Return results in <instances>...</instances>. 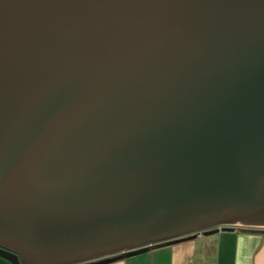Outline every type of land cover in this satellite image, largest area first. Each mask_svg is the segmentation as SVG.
I'll return each mask as SVG.
<instances>
[{
	"label": "water",
	"instance_id": "obj_1",
	"mask_svg": "<svg viewBox=\"0 0 264 264\" xmlns=\"http://www.w3.org/2000/svg\"><path fill=\"white\" fill-rule=\"evenodd\" d=\"M236 228L264 232V0H0L1 259Z\"/></svg>",
	"mask_w": 264,
	"mask_h": 264
},
{
	"label": "crops",
	"instance_id": "obj_2",
	"mask_svg": "<svg viewBox=\"0 0 264 264\" xmlns=\"http://www.w3.org/2000/svg\"><path fill=\"white\" fill-rule=\"evenodd\" d=\"M160 255L165 257L161 259ZM0 264L10 263L0 258ZM111 264H264V233L236 228L199 235L174 245L150 247L142 254Z\"/></svg>",
	"mask_w": 264,
	"mask_h": 264
},
{
	"label": "trees",
	"instance_id": "obj_3",
	"mask_svg": "<svg viewBox=\"0 0 264 264\" xmlns=\"http://www.w3.org/2000/svg\"><path fill=\"white\" fill-rule=\"evenodd\" d=\"M249 232H253V233H264L263 231H258V230H248ZM163 245L165 244V243H162ZM161 244V245H162Z\"/></svg>",
	"mask_w": 264,
	"mask_h": 264
},
{
	"label": "rangeland",
	"instance_id": "obj_4",
	"mask_svg": "<svg viewBox=\"0 0 264 264\" xmlns=\"http://www.w3.org/2000/svg\"><path fill=\"white\" fill-rule=\"evenodd\" d=\"M214 239H216L215 237H214ZM165 256H163V255H160L159 256V258H161V259H163Z\"/></svg>",
	"mask_w": 264,
	"mask_h": 264
},
{
	"label": "flooded vegetation",
	"instance_id": "obj_5",
	"mask_svg": "<svg viewBox=\"0 0 264 264\" xmlns=\"http://www.w3.org/2000/svg\"><path fill=\"white\" fill-rule=\"evenodd\" d=\"M213 235V234H212ZM155 246V245H154ZM153 246H151V248H152ZM122 260V259H121Z\"/></svg>",
	"mask_w": 264,
	"mask_h": 264
}]
</instances>
